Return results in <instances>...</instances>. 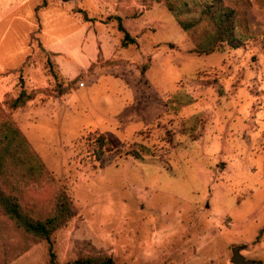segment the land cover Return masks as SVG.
<instances>
[{
    "label": "rangeland",
    "instance_id": "374dc122",
    "mask_svg": "<svg viewBox=\"0 0 264 264\" xmlns=\"http://www.w3.org/2000/svg\"><path fill=\"white\" fill-rule=\"evenodd\" d=\"M50 1L82 18L96 55L66 75L37 24L24 63L0 71V114L51 175L26 191L23 205L44 217L59 190L72 196L77 213L52 236L58 260L234 264L240 247L264 264V0H224L246 40L211 54L194 51L166 0ZM187 1L190 17L200 0ZM118 17L137 43L123 45ZM2 27L0 64L18 46L10 25ZM80 73L56 95L63 76ZM23 89L33 98L12 108ZM94 131L113 145L101 160L85 143ZM49 245L0 214V264H50Z\"/></svg>",
    "mask_w": 264,
    "mask_h": 264
},
{
    "label": "trees",
    "instance_id": "16d2710c",
    "mask_svg": "<svg viewBox=\"0 0 264 264\" xmlns=\"http://www.w3.org/2000/svg\"><path fill=\"white\" fill-rule=\"evenodd\" d=\"M51 4L50 0H40L35 8L39 33L40 12ZM166 4L174 13L179 25L193 34L196 43L194 51L198 53L211 54L225 47L236 49L245 43V35L238 30L237 11L224 0H200L195 14L190 17L186 14L193 12V9L187 0L177 3L174 0H166ZM118 21L119 29L124 33L123 45L137 43V39L127 30L121 17H118ZM81 77L82 73L72 80L63 76L62 81L57 84L56 95L62 96L70 92ZM32 98L33 94L23 89L17 97L11 99L10 106L22 107ZM85 140L86 146L92 147L97 160H101L105 153L113 150L112 143L103 132H91L85 136ZM135 154L141 157L138 152ZM50 179L51 175L45 163L34 151L21 129L9 116L1 113L0 214L7 218L20 234L35 240H46L50 244V264H118L112 256L80 255L64 263L58 260L52 236L76 215L72 196L66 189L59 190L55 196L53 210L44 217L33 214L21 201L29 188Z\"/></svg>",
    "mask_w": 264,
    "mask_h": 264
},
{
    "label": "crops",
    "instance_id": "0c3cea01",
    "mask_svg": "<svg viewBox=\"0 0 264 264\" xmlns=\"http://www.w3.org/2000/svg\"><path fill=\"white\" fill-rule=\"evenodd\" d=\"M40 0H0V44H4L8 36L2 32L3 23L10 25L12 40L18 46L10 56L3 58L0 71L7 68L14 69L24 63L28 55L30 36L35 30L36 6ZM50 5L40 12L42 23V41L48 48L61 53L60 67L66 75L76 76L79 67L90 63L96 55L95 40L86 34V27L82 18L70 13L62 6ZM64 28V31H60ZM84 39L89 40L88 47L82 51ZM91 57V58H90Z\"/></svg>",
    "mask_w": 264,
    "mask_h": 264
},
{
    "label": "water",
    "instance_id": "95a60500",
    "mask_svg": "<svg viewBox=\"0 0 264 264\" xmlns=\"http://www.w3.org/2000/svg\"><path fill=\"white\" fill-rule=\"evenodd\" d=\"M231 262L234 264H253V260H247L245 256L240 253V247L234 248V253L231 258Z\"/></svg>",
    "mask_w": 264,
    "mask_h": 264
}]
</instances>
